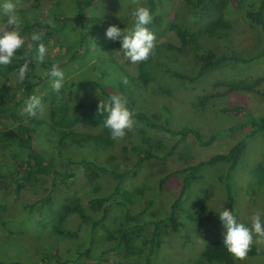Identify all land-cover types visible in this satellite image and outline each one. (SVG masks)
<instances>
[{
  "label": "rangeland",
  "instance_id": "rangeland-1",
  "mask_svg": "<svg viewBox=\"0 0 264 264\" xmlns=\"http://www.w3.org/2000/svg\"><path fill=\"white\" fill-rule=\"evenodd\" d=\"M90 2L87 6L85 24L75 17L79 12L78 2ZM4 0H0L2 5ZM17 11L23 10L30 18L40 15L39 18L48 23L51 20L50 9L53 3L41 0H12ZM161 7L165 15V22L161 35L156 44L166 46L179 44L180 37L173 24L184 23L187 11L182 0H163ZM62 11L74 17L71 23L63 27L61 34L55 33L50 42V54L55 57L63 55L66 50V40L72 45L79 46L82 34L86 36V43L80 50V56L69 66L62 65L67 85V96L70 100L88 102L107 100L109 96L100 89L94 91H79L70 86V83L84 77L102 80L108 85V90L121 93L132 99L139 108L149 111L158 121L163 122L170 116L171 125L175 128L183 124H192L200 128L205 138L220 130V133L209 145H201L193 135L183 140L170 133L149 129L137 121L136 127L125 138L119 140L112 147H105L99 143L97 137L101 134L102 126L85 123L78 124L68 130L55 126L52 115V98L47 97L53 91L54 79L49 76L41 83L39 98H43L42 109L38 114L41 120V135L36 139L39 150L45 155L50 164L63 171H73L77 165L68 164L69 157L87 158L99 163L114 167L119 171H126L134 167L137 153L131 149L133 140L139 138L137 127L147 129L163 142L167 148L176 147L175 151L163 160H148L140 167H135L133 173L125 181L120 196L134 211L143 208L147 199L155 195V203L151 211L146 213L145 220L162 217L169 212V208L180 191L182 176L174 175L167 186L160 193L158 190L159 178L168 172L184 166L209 159L215 154L224 153L243 135L245 129L227 131L228 128L246 120L248 112L264 115V81L254 90H228L222 82L233 79H247L254 81L264 76V57L249 64H234L226 68L214 70L201 81L186 85L182 80L167 75L163 69L152 65L151 80L143 84L138 79V64L127 59L121 47L105 36L109 25H133L132 12L136 5L132 0H59ZM147 6L145 0H141ZM41 7V11L39 13ZM242 10V9H241ZM240 12L242 13L243 10ZM51 17V18H50ZM6 16L0 9V27H3ZM70 20V19H69ZM52 23L59 28L56 20ZM98 22V30L90 34ZM132 25L130 27H132ZM187 25L193 26L189 20ZM82 27V31H81ZM259 27L251 26L245 19H235V29L230 41L240 50L248 53L260 46ZM217 47L216 42L212 43ZM193 51H187L181 61L188 68V59L193 58ZM60 55V56H61ZM60 56L58 58H60ZM195 56V55H194ZM174 65L178 60L171 55ZM175 60V61H174ZM63 62V60H60ZM178 66V65H176ZM158 69V70H157ZM127 77L129 83H122ZM5 81L0 76V83ZM215 94H217L215 96ZM209 98V103L203 105L202 99ZM227 106V107H226ZM66 133L65 149L58 153L57 146L62 135ZM1 143V142H0ZM264 153V136L253 139L246 156L235 173L236 207L233 213L238 222L250 226V218L255 211H264V183L256 180L252 173L254 166L262 159ZM11 164L9 151L0 150V173L7 175V165ZM203 178L196 184L199 194H207L205 210L198 224L191 222L194 213L193 202L196 200L194 189L180 207V218L185 227L165 238L155 264H200L198 257L208 241L222 238L226 231L219 218L220 211L227 207V200L223 185L218 179V173L223 171L222 166L205 169ZM90 180L96 181L103 187L104 194L113 190L115 181L109 175L101 174L93 169L74 177L67 178L57 175L55 179V194L48 205L43 206L42 198L51 187V178H46V185L42 188H28L17 194L13 189H7L8 178H0V258L11 261L21 260L26 263L36 262L43 250L55 251L63 257H76L78 251L90 245L89 223L102 213V204L85 206L86 199L93 194ZM143 189L142 194L135 189ZM91 189V190H90ZM29 204H34L33 207ZM28 205V206H26ZM120 206L112 205L110 216L101 223L96 232L93 254L78 264H136L140 256L126 257L114 251H101L109 247L108 231L114 225ZM151 226L147 228L150 231ZM264 249V242L253 243ZM101 256V257H99ZM202 264H220L218 262ZM235 264H264V254L248 256L245 260L236 259Z\"/></svg>",
  "mask_w": 264,
  "mask_h": 264
},
{
  "label": "trees",
  "instance_id": "trees-1",
  "mask_svg": "<svg viewBox=\"0 0 264 264\" xmlns=\"http://www.w3.org/2000/svg\"><path fill=\"white\" fill-rule=\"evenodd\" d=\"M42 5L45 2H52L53 11L50 9L51 20H56V24L49 25L39 18L40 15L30 18L19 11L23 19L21 35L25 37V45L17 51L16 57L12 64L8 66L0 65V76L5 81L0 83V150L2 153L9 151L11 164L7 165V175L0 173V178H8L7 189H13L14 192L20 194L28 188H42L46 185L45 179L51 178L50 185L52 189L42 198L43 206L48 205L55 194V179L57 175L67 178H74L88 169H93L101 174L109 175L115 181L113 190L104 194L103 187L90 180L92 193L84 202L85 206H93L102 204V213L98 218L93 219L89 224L90 245L77 252L76 257H63L55 251L43 250L36 262L26 263L21 260L7 261L0 258V264H78L81 260L90 257L94 249V241L98 226L103 223L111 214L112 205L118 204L120 209L114 218V225L108 231L107 240L109 247L101 251L102 255L109 251L122 253L126 257L140 256L141 259L136 264H155L159 249L161 248L165 238L178 233L185 227V222L180 218V207L188 198L190 192L194 189L196 200L193 202L194 213L191 215V222L198 224L201 215L205 210L207 194H199L196 187L206 168L222 166L223 171L218 173V179L223 185L227 200V209L234 211L236 207V190H235V173L241 166L250 142L261 136H264V115H258L248 112L246 120L228 128L229 131L245 129L242 137H240L228 151L218 153L209 159L202 160L195 164H190L179 169H174L159 178L157 194L165 189L167 182L176 174L182 176L180 182V191L169 208V212L162 217H155L151 220H145V215L151 211L155 203V195L147 199L146 205L134 211L131 206L120 196L125 181L133 173L135 167H140L148 160H163L175 151L174 146L167 148L164 152L163 142L157 137L150 135L147 129L137 127L139 138L133 140L131 149L137 153V161L134 167L126 171H119L114 167L97 162L96 160L69 157L66 159L68 164L77 165L78 168L73 171H63L54 167L49 163L45 155L39 150L36 139L41 135V120L38 118L40 109L37 110L36 116H29L22 113L25 103L30 96L39 97L41 83L48 78L53 64H57L60 69L62 65L69 66L77 61L80 56V50L86 43L84 33L80 37L79 46L66 40V50L53 57L50 54V42L55 33L61 34L63 27L72 22L74 17L64 13L60 7L59 0H41ZM147 7L153 14V21L147 27L155 34L156 39L161 35L165 22V15L161 4L163 0H145ZM187 11V17L183 18L184 23H176L172 28L176 30L180 37L179 44H169L163 46L156 44L154 54L142 63H138V79L147 84L151 80L150 71L152 65H156L163 69L167 75L182 80L186 85L194 84L201 81L205 76L214 70L226 68L236 64H249L256 59L264 57V0H182ZM79 12L75 16L82 24H85V16L87 14V6L90 2H78ZM243 10L241 13L240 10ZM241 10V11H242ZM41 11V7L39 13ZM243 18L253 27H259L261 32H255L260 35V46L258 45L254 51L244 52L236 47L230 38L235 29V19ZM7 17L4 20L6 22ZM70 19V20H69ZM193 21V26L187 25L188 21ZM127 25L120 26L121 29L130 27ZM98 22L94 28L90 29V34L98 30ZM82 31V27H81ZM44 33L41 41L33 42L31 35L33 33ZM216 42L217 47L212 43ZM43 43L47 48L45 59L42 63L38 62L35 57L38 51V44ZM114 43L121 47L119 40ZM187 51H193V58L188 59V68L181 61ZM29 60L30 72L28 78L24 81L18 80L19 68L25 62L27 57ZM61 55V56H60ZM174 55L175 64L169 60ZM195 55V56H194ZM60 56V58H58ZM23 57V58H20ZM63 60V62H60ZM158 70V69H157ZM48 73V74H46ZM264 81V76L257 77L254 81L249 82L247 79L225 80L228 90L240 89L254 90L256 86ZM70 86L79 91H94L100 89L107 96L118 94L116 91H109L108 85L102 80L90 77H84L79 80L72 81ZM67 85L64 86L59 93L52 91L47 97L52 98L51 115L56 127L62 130H68L76 127L78 124H93L102 126L101 134L97 137L99 143L105 147H112L117 141L111 139L110 130L104 126L107 114L98 112V101L80 102L70 100L66 91ZM53 89V88H52ZM121 94V93H119ZM217 94H215L216 96ZM125 96V95H124ZM127 97V96H125ZM43 98H40L43 104ZM128 107L135 110V118L140 123L152 130H159L178 136V140H183L189 135H193L201 145H209L218 136V132L213 133L205 138L200 128L192 124H183L179 128L171 125V119L168 115L165 121H158L149 111L141 109L130 98H128ZM209 103V98H203L202 104ZM227 107V106H226ZM66 133H64L57 146L58 153H62L65 149ZM252 173L256 180L264 183V153L262 159L254 166ZM91 190V189H90ZM136 193L142 194L143 189L136 188ZM31 207L34 204H29ZM28 206V205H26ZM151 226L150 231L147 228ZM264 254V249L253 244L248 256ZM101 257V256H99ZM200 264L204 262L220 264H235L236 258L230 254L224 247L223 239H215L208 241L198 257Z\"/></svg>",
  "mask_w": 264,
  "mask_h": 264
},
{
  "label": "clouds",
  "instance_id": "clouds-1",
  "mask_svg": "<svg viewBox=\"0 0 264 264\" xmlns=\"http://www.w3.org/2000/svg\"><path fill=\"white\" fill-rule=\"evenodd\" d=\"M136 8L132 12L133 25L121 29L117 25H109L105 36L107 39L121 42L123 55L133 64L147 61L154 54L156 47V36L147 27L154 19L149 7L144 6L141 0H132ZM3 13L7 17L3 27H0V65L8 66L12 64L16 53L25 45V37L21 35L23 19L18 14L16 5L12 0H4L0 5ZM52 23L51 20L48 21ZM44 33H33V42L41 41ZM47 48L43 43L38 44V51L35 59L42 63L45 59ZM25 62L19 68L18 80L24 81L30 72L27 52L24 54ZM23 58V57H20ZM48 74V73H46ZM50 75L55 78L52 84L53 90L60 92L64 86L65 75L57 64H53ZM122 83L127 85L128 78H122ZM128 99L123 94H113L107 100H100L98 112L107 114L104 126L110 130L111 139L119 141L131 132L137 125L135 110L128 107ZM42 109L41 100L33 95L28 98L22 113L29 116H36L37 110ZM219 218L226 229L223 235V244L227 251L238 260H245L253 243L264 242V211L257 210L251 216L250 226L238 222L233 211L223 208L218 212Z\"/></svg>",
  "mask_w": 264,
  "mask_h": 264
}]
</instances>
